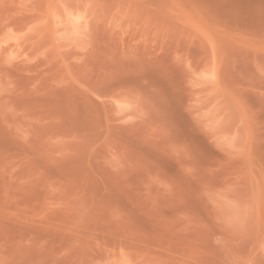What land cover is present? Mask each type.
<instances>
[{"label":"rangeland","instance_id":"rangeland-1","mask_svg":"<svg viewBox=\"0 0 264 264\" xmlns=\"http://www.w3.org/2000/svg\"><path fill=\"white\" fill-rule=\"evenodd\" d=\"M0 264H264V0H0Z\"/></svg>","mask_w":264,"mask_h":264}]
</instances>
